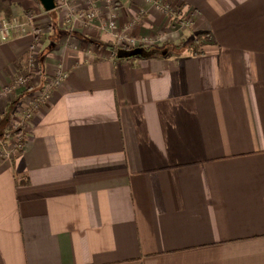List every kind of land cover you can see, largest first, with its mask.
Returning a JSON list of instances; mask_svg holds the SVG:
<instances>
[{"label":"crops","instance_id":"0c3cea01","mask_svg":"<svg viewBox=\"0 0 264 264\" xmlns=\"http://www.w3.org/2000/svg\"><path fill=\"white\" fill-rule=\"evenodd\" d=\"M163 1L190 23L146 0H101L80 27L57 0H0V20L32 14L45 30L0 37L1 92L30 54L40 65L0 92V141L68 72L24 149L0 157V264H264V0ZM125 34L141 55L114 54Z\"/></svg>","mask_w":264,"mask_h":264},{"label":"built area","instance_id":"2783aa9c","mask_svg":"<svg viewBox=\"0 0 264 264\" xmlns=\"http://www.w3.org/2000/svg\"><path fill=\"white\" fill-rule=\"evenodd\" d=\"M57 8H59L62 17L67 23L73 26H86L92 24L99 16L98 3L101 0H88L91 4V8L88 10H82L81 8H75L71 1L72 0H57ZM107 6H115V0H103ZM161 6L171 16L180 15L184 17L185 24H189L191 21L192 13L185 11L182 6L172 7V5H165L163 0H146ZM35 16L32 14H26L24 16L12 15L10 17H4L0 20V37L1 40H9L14 37H21L29 34L35 36L44 35V24L36 22ZM116 28V20L114 17L107 19V21L101 24V29L110 31ZM126 35V34H125ZM121 43L128 45H135L136 39L130 36L121 35L119 38ZM28 67V68H27ZM40 70L39 60L33 54H30L27 61V66L19 74L5 86V89L1 92L2 94H15L22 92L29 84L30 77L33 73ZM68 77V72L59 66L51 74V78L47 80L43 88L36 93L33 100L26 99V105L22 110V117L19 122V127L16 133H14L10 139L0 141V157L3 159L12 158L13 155L19 153L24 149L26 143V134L23 129L27 126L30 118L34 115L37 108L42 106L47 100L51 98L53 88L60 85Z\"/></svg>","mask_w":264,"mask_h":264},{"label":"trees","instance_id":"16d2710c","mask_svg":"<svg viewBox=\"0 0 264 264\" xmlns=\"http://www.w3.org/2000/svg\"><path fill=\"white\" fill-rule=\"evenodd\" d=\"M209 40H210V34L209 33H207V32H199V33H197L195 35V38L189 44L190 51L193 54H195V55L202 53L203 52L202 49H203L204 45L207 44ZM138 49H140V48L128 45L126 43H121L119 46L113 47V52H114V54L117 57H119L120 53L123 52L124 53V57H126V58H134V57H136L138 55H141V53H142V51H136ZM125 53H127V54L125 55ZM12 135H10V137ZM7 138H5V139H7Z\"/></svg>","mask_w":264,"mask_h":264},{"label":"water","instance_id":"95a60500","mask_svg":"<svg viewBox=\"0 0 264 264\" xmlns=\"http://www.w3.org/2000/svg\"><path fill=\"white\" fill-rule=\"evenodd\" d=\"M45 4L47 3V0H42ZM136 51H141L140 49L136 50ZM122 53H120L121 55Z\"/></svg>","mask_w":264,"mask_h":264},{"label":"rangeland","instance_id":"374dc122","mask_svg":"<svg viewBox=\"0 0 264 264\" xmlns=\"http://www.w3.org/2000/svg\"><path fill=\"white\" fill-rule=\"evenodd\" d=\"M176 16H179V14L178 15H176ZM180 16H181V14H180ZM181 19H182V22L184 21V17H181Z\"/></svg>","mask_w":264,"mask_h":264}]
</instances>
